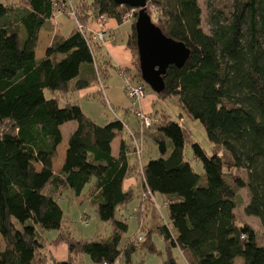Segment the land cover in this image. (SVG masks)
Returning a JSON list of instances; mask_svg holds the SVG:
<instances>
[{"label": "trees", "instance_id": "16d2710c", "mask_svg": "<svg viewBox=\"0 0 264 264\" xmlns=\"http://www.w3.org/2000/svg\"><path fill=\"white\" fill-rule=\"evenodd\" d=\"M70 1L0 3V264H50L52 257L40 256L45 231H57L53 243L66 245L67 259L53 258L52 264H74L82 255L96 264H116L121 258L131 264L138 245L155 253L153 231L166 243L163 264H178L172 249L185 264H234L238 257L243 264H264V0H206L208 33L201 26L199 0H147L150 18V9L156 12L154 24L182 42L189 57L182 67L166 69L165 88L158 94L177 99L183 110L178 121L150 113L152 123L143 130L117 118L99 124L68 101L91 85L106 86L113 66L104 44L93 40L102 17L131 24L126 46L134 58L132 78L147 86L139 71L134 22L123 18L131 8L113 0H78L71 11ZM63 17L73 20L67 35L55 28ZM93 21L94 30L88 27ZM41 30L52 38L37 56ZM182 114L202 125L214 146L212 155L192 140ZM67 123L76 128L54 172L60 128ZM115 139L120 140L116 157L111 153ZM134 142L153 143L158 158L137 166L133 155L141 160L142 151L136 154ZM186 144L204 175L184 158ZM133 172H140L143 191L135 211L137 228L143 232L144 213L159 209L152 197H143L148 192L161 196L168 223L163 219L121 248L128 224L120 213L135 196L123 182ZM241 189L249 197L244 213L259 220L261 233L237 221ZM68 192L74 198L85 195L98 219L111 224L107 238L71 236L59 205Z\"/></svg>", "mask_w": 264, "mask_h": 264}, {"label": "rangeland", "instance_id": "374dc122", "mask_svg": "<svg viewBox=\"0 0 264 264\" xmlns=\"http://www.w3.org/2000/svg\"><path fill=\"white\" fill-rule=\"evenodd\" d=\"M78 0H71L69 7L74 6V4ZM206 0H199V6L202 11V29L205 33L209 32V27L207 25V11H206ZM151 10V19L153 23H157L156 12ZM137 11L130 9L128 10L126 15H131L130 19H126L127 21L134 22L136 19ZM59 25L60 32L63 35H67L70 30L73 28V20L72 18H60ZM58 21V20H57ZM106 21V20H105ZM107 23V21H106ZM124 29V30H123ZM131 24L127 23L124 27H122L121 34L116 38V43L120 42L124 39V35L126 31H130ZM117 37V36H116ZM127 36H125L126 38ZM107 39H110V36L107 34ZM105 45V42H104ZM130 75L135 74L132 69L128 71ZM124 77L118 75L117 72L113 71L110 73V78L106 82V86L101 91V87L98 86L99 92L101 93L97 98L90 99L89 101L81 100V107L83 108V112L86 115H90L93 119H95L99 124H105L113 120L114 118L121 117L128 123H126L129 127L135 128L138 124L134 111L141 110L142 108V100L145 96L153 98V113L157 112L158 116L162 113H165L170 117L171 120L178 121L179 114L183 112L180 109L178 101L176 98H161L152 91L148 86H143L144 89V98L139 102L132 103L124 93ZM46 97H50V93L46 91ZM148 99V98H146ZM104 100V101H102ZM106 101L110 103V106L106 104ZM144 102V101H143ZM127 113V115H126ZM148 114V113H147ZM184 117L185 114H182ZM181 123L189 129L190 136L192 140L197 143L204 153L207 156H210L214 152V146L208 141L205 131L202 125L198 121L189 120L187 117L181 120ZM66 134V130H64V135ZM63 147L66 146V141L64 137ZM61 146L58 148V154L55 157V166H57L59 159L58 155L61 152ZM142 151L141 160L136 158L133 155V159H135V163L138 166V163L141 161L143 163L147 162L149 159L158 158L157 148L153 143L144 142L139 145V150ZM184 158L188 161L192 167V169L199 175H204V171L202 168V164L195 160L193 157V151L190 144H186L184 149ZM139 170V169H138ZM237 175H242L241 173ZM138 178H141L140 172L137 174ZM141 182V181H140ZM142 183V182H141ZM142 188L140 192L135 191V196L132 201H130L123 211L120 213L123 216L128 224V229L125 234H123L121 241V248H123L126 243L133 239L136 235L146 236L147 229L154 228L156 224L164 223L162 220L164 219L165 223H168V212L165 205H163V200L160 195L154 194L152 195L155 203L158 205L159 209L155 211L154 215L147 211L142 216L141 225L144 229L142 232L140 227H138L139 219H137L136 214L134 213L135 209L139 206V194L142 193ZM239 195L241 197V205L235 210L237 221L240 224L249 225L254 231L261 233L260 222L257 218L246 216L244 213V207L248 203V194L245 189H241L239 191ZM82 202L76 201L74 196H68L67 194L63 196L59 200V205L64 214V225L66 230H68L76 239L82 240H102L107 238L111 233V224L106 222H101L95 210L89 206L86 196L84 195ZM148 199V196L145 197ZM134 214L133 220H129L128 217ZM162 218V219H160ZM57 231H45L42 233V239L44 240L45 247L40 250V256L46 255L48 258L53 257L52 255H56L59 260H64L66 258V249L64 244H54L53 240L57 237ZM261 243L264 244V237L261 235ZM151 243H153L155 248V253H151L145 248H142L138 245L136 252L131 257V264H163L167 257L166 251V243L159 236L156 231H153L151 235ZM4 249V242L0 236V251ZM172 257L177 261L178 264H185L179 250L172 249L171 250ZM74 264H96L94 263L87 255H82L80 259L74 262ZM116 264H124L123 259L116 262ZM234 264H243V260L241 257L235 259Z\"/></svg>", "mask_w": 264, "mask_h": 264}, {"label": "crops", "instance_id": "0c3cea01", "mask_svg": "<svg viewBox=\"0 0 264 264\" xmlns=\"http://www.w3.org/2000/svg\"><path fill=\"white\" fill-rule=\"evenodd\" d=\"M18 1L19 0H0V3H2V4H5V3L6 4H9V3H17ZM52 23L53 24H56L57 23V26L55 28H56V30H58L60 32V28H59V25H61L60 20L58 19V21L56 23H54V21ZM125 24H127V23H123L122 25H118L116 23V21L111 20V19H108L107 20V23H106V27L109 30L110 39L108 41H106L105 45L103 46V51L108 55V58H109L112 66H113V68L110 69V72L109 73L115 71L120 76H123L122 75V73H123L122 71H124V70H130V69L133 70L134 67H135V65H134V58H133L131 52L129 51V49L127 48V46H126V38H125V36H127V34L129 33V31H126L125 32L124 39H122L120 42H117L116 43V38H118L119 37V34H121L122 27H124ZM88 27L90 29L94 30L96 28L95 22L93 21V22L89 23ZM51 38H52V33L51 32L44 31V30H41L39 32L38 42H37V48H36V55L37 56H42L44 54L46 48L48 47V45H49V43L51 41ZM109 78H110V76H109ZM99 95H100L99 88H98L97 85L94 84V85H91L88 88H85V89H83L81 91H78V92H76L74 94L69 95L68 96V101L71 102V103H77L81 107V100L89 101L90 99L97 98ZM146 98H148V99H146ZM106 104H108L110 106V103L107 102V101H106ZM141 104H142V107H141L142 109L141 110L144 113H146V114L147 113L148 114L153 113V108H152L153 98L152 97L145 96V98L142 100V103ZM179 106H180V109H182L180 104H179ZM81 109L83 111V108L82 107H81ZM126 115H127V113H126ZM87 116L90 117V118H92L90 115H87ZM117 119L121 120L125 125H127L126 123H128L127 121H125L121 117H118ZM75 128H76V125L74 123H67V124H64L63 126H61L60 129H61V133H62V142L60 143L59 146H61L63 144L64 137H65V141H66V145H67L68 137H69L70 133L75 130ZM64 130H66V134L65 135H64ZM119 141H120L119 139H115L111 143V153L115 157L118 156V153H119ZM59 146L57 147L56 153L58 152ZM61 148L62 149H61L60 155L57 156L58 159H59V162H58L57 166H55V163H54L55 162V158L52 161L53 171L54 172L61 168V166L63 164V161H64L66 146L64 148L63 145H62ZM136 174L137 173L133 172L132 174H130V176H128L124 180V182H123V188H124V190L131 189L134 192L135 191L140 192L141 185H142V183H141L142 182V179L140 180V177L138 178V176ZM67 195L70 196V197L73 196L71 192H68ZM75 199H76V201L78 200V202H82L83 201V198L82 197L75 198ZM86 199H87V197H86ZM87 202H88V200H87ZM135 211H136V209H135ZM135 211H134V213H135ZM64 246H65V249H66V245L65 244H64ZM65 255H66V258L64 257V260L67 259V250H66ZM52 256H53L52 259L54 258L56 260H59L56 255L55 256L52 255ZM52 259H50V264L53 263V260Z\"/></svg>", "mask_w": 264, "mask_h": 264}, {"label": "water", "instance_id": "95a60500", "mask_svg": "<svg viewBox=\"0 0 264 264\" xmlns=\"http://www.w3.org/2000/svg\"><path fill=\"white\" fill-rule=\"evenodd\" d=\"M119 6L138 10L134 21L138 66L142 81L157 95L164 91L163 76L169 66L182 67L189 50L156 26L146 12L147 0H113Z\"/></svg>", "mask_w": 264, "mask_h": 264}, {"label": "built area", "instance_id": "2783aa9c", "mask_svg": "<svg viewBox=\"0 0 264 264\" xmlns=\"http://www.w3.org/2000/svg\"><path fill=\"white\" fill-rule=\"evenodd\" d=\"M125 20L126 19H130L131 15H125L123 17ZM127 21V20H126ZM107 37V28L105 25V19L99 18L98 22H97V29L94 31L93 34V40L104 44L105 40ZM123 77H124V93L126 94L127 98L132 102H139L141 99L144 98V89L142 86H140L139 84H137L133 78L130 76L129 73H122ZM102 89V87H101ZM103 91V89L101 90ZM134 115L135 118L138 120V124L141 130L143 129H147L148 127H150L152 120L151 117L147 114H145L142 110H135L134 111ZM130 137H133L132 132L129 134ZM135 143V148H136V154L139 155L140 154V150H139V146L136 142ZM148 194V195H147ZM146 195H144L143 197H147L150 196L152 197L151 193H147ZM153 199V197H152ZM154 200V199H153ZM133 217L130 216L129 219H132ZM138 241H141V236L138 237Z\"/></svg>", "mask_w": 264, "mask_h": 264}, {"label": "bare ground", "instance_id": "6f19581e", "mask_svg": "<svg viewBox=\"0 0 264 264\" xmlns=\"http://www.w3.org/2000/svg\"><path fill=\"white\" fill-rule=\"evenodd\" d=\"M132 77V75H130Z\"/></svg>", "mask_w": 264, "mask_h": 264}]
</instances>
